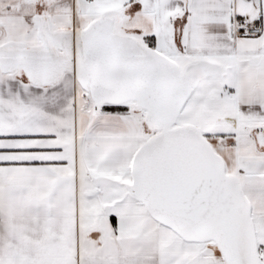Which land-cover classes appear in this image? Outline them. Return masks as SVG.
I'll list each match as a JSON object with an SVG mask.
<instances>
[{
    "label": "snow or ice",
    "instance_id": "obj_1",
    "mask_svg": "<svg viewBox=\"0 0 264 264\" xmlns=\"http://www.w3.org/2000/svg\"><path fill=\"white\" fill-rule=\"evenodd\" d=\"M0 264H264V0H0Z\"/></svg>",
    "mask_w": 264,
    "mask_h": 264
}]
</instances>
